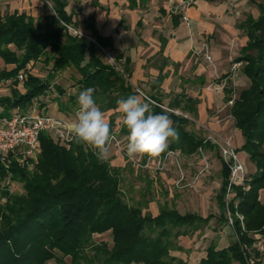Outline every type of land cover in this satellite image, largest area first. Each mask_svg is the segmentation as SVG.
<instances>
[{"label":"trees","instance_id":"16d2710c","mask_svg":"<svg viewBox=\"0 0 264 264\" xmlns=\"http://www.w3.org/2000/svg\"><path fill=\"white\" fill-rule=\"evenodd\" d=\"M63 3L56 0L55 14L46 18L44 26L35 24L33 18L23 13H0V57L5 64H13L10 69L0 70V80H11L9 94L0 97V115H8L14 108L26 109L35 98H41L42 106L45 101L42 96L52 85L49 76L68 67H74L80 74L77 83L82 89L94 88V99L102 111L116 109L118 100L138 93L127 81L126 62L124 76L103 60L95 42L74 34L63 24L71 25ZM257 4L258 16L247 15L239 23L247 41L240 55L234 58L242 61V72L250 83L240 90L230 106L234 125L243 136L241 150L249 154L257 169L245 179L247 185L233 184L231 189L235 194L226 200L230 168L223 163V179L217 194L221 210L218 220L229 222L228 209L238 240L220 249L211 242L206 256L195 264H229L233 260L247 264L241 245L251 246L253 231L264 235V203L258 195L264 188V150L260 148L264 142V0ZM94 39L102 46L110 44L109 39L97 34ZM41 57L46 64L51 62L45 78L31 73L28 68L29 63ZM20 71L24 75L21 80L18 79ZM160 81L159 78L158 83ZM230 83L226 81L223 89L226 101L232 98ZM55 88L63 92L58 85ZM148 96L155 101L151 105L153 113L168 114L180 134L179 141L170 142L166 151L179 150L190 155L211 145L210 141L186 129L190 121L187 117L164 110L157 95ZM196 102L190 97L185 101L175 97L169 106L195 113ZM108 121L112 130L115 118L110 116ZM119 131L128 135L122 123ZM69 144L67 148L42 132L39 160L31 173L11 159L9 172L24 180L25 193L8 196L4 206H0V264H45L50 259L63 262L67 256L69 264H185L170 255L171 238L197 229L214 215L180 213L167 207L160 208L154 215L143 213L141 207L122 200L118 167L112 166L109 159L99 162L93 150L74 139ZM253 144L257 149H252ZM5 174L7 171L0 162V175ZM236 213L243 215L244 227ZM108 230L111 245L103 240L93 241L94 233ZM261 254L256 249L247 252L255 258L253 264H263Z\"/></svg>","mask_w":264,"mask_h":264},{"label":"crops","instance_id":"0c3cea01","mask_svg":"<svg viewBox=\"0 0 264 264\" xmlns=\"http://www.w3.org/2000/svg\"><path fill=\"white\" fill-rule=\"evenodd\" d=\"M63 2V10L70 17L71 26L84 33L85 38L90 40L91 37L94 39V35L97 34L100 37L109 39V45H98L113 51L118 58L123 60V65L126 62L129 68L127 81L136 91H141H138L137 94L143 93L148 98V95H157L161 102L162 97L165 96L164 93L170 94L171 92L172 101L175 97H181L182 101H185L187 97L196 99V112L192 113L194 115L193 120L197 124H205L212 130L220 131L222 137L230 140L235 145L239 160L244 166L246 165L248 158L244 150H241L243 144L242 133L234 125L231 113L229 114L230 119H226L224 122L216 120L217 113L214 112V107L220 105L222 94L221 91L209 90L206 85L213 79L215 72H218V70L219 75L216 82L232 81V73L229 70V65L227 66L226 60L228 57L226 58V55L232 51L235 53V57L240 55L241 48L247 41V35L239 27V23L247 15L258 16L257 1L193 0L189 10L190 30L180 13L170 11L171 4L176 3L177 0H63ZM55 4L56 0H0V13H23L33 18L35 24L44 26L46 18L50 14H55ZM241 12L245 17L237 23L236 16ZM240 31L244 35L236 41L237 46L230 49V39ZM204 40L209 42L211 54L216 64V71L205 63L204 58L190 53L191 42L199 44ZM98 45L96 44L98 51H100ZM39 60L45 63L44 58L41 57L37 61L29 63L28 68L31 73L45 78L48 76L49 71L46 76L34 72V68H36L34 64L41 62ZM49 64L51 69V62ZM6 66H9L7 69H10L13 64H6ZM187 68L191 70V74L185 76L182 71ZM239 72L241 76H244L242 66ZM77 74L80 78L78 71ZM49 78L52 85L48 91L55 90L56 88L53 86L55 82L51 80V76ZM159 78L161 81L158 83ZM175 78L178 82L175 89H173L171 85L175 84ZM18 87L21 90L23 89L21 85ZM144 89H147V91ZM1 90L3 88H0V97L9 94V92L2 93ZM83 90L81 88L80 92ZM47 93L42 96L45 97V101L40 107L47 112L48 103L52 102L54 109L60 111L62 115H51L73 120L76 109L73 112L66 107L64 109L63 106L67 105L56 91L52 93L54 94L52 99H47ZM65 93L67 96L72 94L70 91ZM223 98L225 100V92ZM150 100L155 103L154 100ZM160 105L162 107V104ZM107 111L115 114L118 112V107L103 112ZM120 124L121 121H115L111 131L115 130L120 135ZM121 135H123L122 139L126 141L127 135ZM204 139L210 141L207 138ZM111 152L112 155L109 157L111 164L115 167L124 166L126 159L122 153L114 149ZM171 156L168 155L165 159ZM220 158L222 170L225 162L222 157ZM259 199L264 202V188L259 191ZM211 214L214 215L211 219L215 218L219 221V216L216 217L215 213ZM200 215L207 216L208 214ZM178 238L179 245L182 244L181 240L186 239V249H172L169 253L182 259L185 264H195L205 257L206 248L212 242L210 240L206 246L199 244L194 235L192 237L180 235ZM222 239L214 243L217 249L226 247L235 240L227 241L224 237ZM182 246L184 247V244ZM263 260L264 255H262V263ZM229 264H240V262L233 260Z\"/></svg>","mask_w":264,"mask_h":264},{"label":"rangeland","instance_id":"374dc122","mask_svg":"<svg viewBox=\"0 0 264 264\" xmlns=\"http://www.w3.org/2000/svg\"><path fill=\"white\" fill-rule=\"evenodd\" d=\"M261 1V0H255ZM191 8V7H190ZM187 10L188 17L190 19L189 10ZM244 14L239 13L236 16V21L242 20L244 18ZM190 30V26L188 28ZM244 35L243 32H237L235 36L230 39V49L235 48L237 46L236 41H238ZM203 42L208 44L209 50L211 51L209 42L207 40L201 41L199 44H195L193 42L190 43V53H193L192 47H198ZM106 49V48H105ZM109 50V49H107ZM101 51V50H100ZM98 51L99 55L104 59L102 51ZM111 51V50H110ZM112 53L116 56V54L112 51ZM197 56H202V54H194ZM228 57V58H227ZM235 57V53L229 52L226 55V63L229 65V70L232 73V81L230 83L233 92L232 97L236 98L241 89L249 86L250 80L244 74L241 76L239 72L240 67L236 69L231 68V59ZM41 62L35 63L34 72L40 73L42 76H46L48 71H50V64ZM123 60L121 59V64L123 66ZM207 65H210L214 71H216V64L213 60V64L205 62ZM6 66L2 58L0 57V70L2 68H8ZM191 70L189 68L182 71L185 76L191 74ZM22 72V71H20ZM19 72V73H20ZM213 79L209 81L206 87L211 91H221L222 101H220L219 106H215L214 112L216 114V120L218 122L225 121L226 119H230V104L224 100L223 98V88H219V83L216 82V79L219 75L218 72H215ZM77 71L73 67L66 68L64 70L56 71L52 75V81H54V87L58 85L63 92L60 93L57 89L48 91L47 99H52L54 91H56L63 102L66 103L69 111L73 112L76 108H78L77 97L80 93V86L77 83L78 77ZM24 77V75H23ZM19 79V78H18ZM128 79V77H127ZM20 80V79H19ZM224 81V80H223ZM178 80L174 81V85H171V88L175 89L176 83ZM11 80H0V88H3L2 93L9 92ZM174 86V87H173ZM188 86V85H187ZM227 86V85H226ZM147 91V89H144ZM72 92L70 96H67L65 92ZM51 93V94H50ZM164 93L165 96L162 97V108L168 112H173L175 114L182 115L187 117L190 121L186 124V129L192 132L196 136L204 137L209 139L211 145L209 147L200 148L196 153L186 155L180 153L179 150L173 151L171 157L167 159H161L158 162L157 158H150L149 162L146 163V158H136L129 159L128 156L124 153L122 155L126 159L124 166H118L119 169V185L121 189V198L124 202L129 205L139 206L143 213H157L158 210L162 207L167 208H175L180 213L193 212L196 214L207 215L209 213H215V216L218 217L220 215V207H218L216 194L219 192V186L222 181V173L221 170V149L226 144L232 145L235 149V145L228 139L222 137V134L218 130H212L205 124H197L193 120V114L188 111H181L180 109H174L170 105L172 103V92L170 94ZM70 99H69V98ZM53 103H48L47 113L62 115L60 111H57L53 107ZM213 111V110H212ZM105 117L108 118L113 116L116 122H120L122 117L119 112L115 114H111L110 111L104 112ZM196 117V116H195ZM197 120V119H196ZM49 134V133H48ZM51 138L55 141L57 139L49 134ZM121 137L123 135L120 134ZM65 147L69 148L70 144H65L60 142ZM123 144L126 146L125 139L123 140ZM89 148L88 146H86ZM261 149L264 150V142L260 146ZM90 149V148H89ZM252 149H257L256 144L252 145ZM92 150V149H91ZM110 149V156L112 155ZM41 152V149H40ZM36 158L30 160L28 163L19 164L18 165L23 168L28 173L34 171L36 164L39 160V155ZM247 155V162L244 166L245 179L248 178L249 175L255 172L257 169L255 162L250 160L249 154L244 150ZM109 156V157H110ZM12 160L16 161L14 156L11 157ZM109 159V158H108ZM110 162V161H109ZM111 164V162H110ZM148 164V165H147ZM112 165V164H111ZM113 166V165H112ZM222 171V170H221ZM245 181V180H244ZM244 185H247L244 183ZM246 187V186H245ZM262 189V188H261ZM260 191V190H259ZM228 190L226 189L225 199L229 200L233 196H227ZM234 192V191H233ZM25 193L24 180L20 178V176L12 175L11 173L5 174L3 177L0 175V206H4L7 201L8 196L10 195H19ZM235 194V192H234ZM259 195V193H258ZM262 199V198H261ZM261 199H259L262 203H264ZM227 216L231 217L230 211L226 210ZM236 216L240 220V224L244 227L243 224V215L241 213H236ZM242 216V219L240 217ZM1 219V217H0ZM232 219V218H231ZM185 228V227H184ZM181 228V229H184ZM187 237L194 235L196 241L199 244L207 245L211 240L213 243H217L220 239L224 237L227 241H232L234 239L238 240L237 235L233 229L232 223L230 222H219L215 218L208 221L206 224H200L197 229H189L188 233L185 234ZM253 238V245L255 241V236H260L264 240V235L260 231H253L250 233ZM93 241H105L108 245L112 244V237L110 231H106L101 234L94 233L92 235ZM173 243L172 249H186V239L184 241H180L184 244V247L179 245V238H171ZM189 241V240H188ZM195 241V243H196ZM201 242V243H200ZM194 243V242H193ZM190 245V243H189ZM241 246H244L242 244ZM171 249V250H172ZM91 253V252H90ZM264 255V251L261 252ZM70 261V257H65L63 262H58L55 259L48 260L45 264H68ZM135 264V263H133ZM264 264V260H263Z\"/></svg>","mask_w":264,"mask_h":264},{"label":"built area","instance_id":"2783aa9c","mask_svg":"<svg viewBox=\"0 0 264 264\" xmlns=\"http://www.w3.org/2000/svg\"><path fill=\"white\" fill-rule=\"evenodd\" d=\"M193 0H177L176 3H172L170 11L173 13H180L184 22L189 26V17L187 14L188 8L191 7ZM63 23V22H62ZM71 32L74 34H79L85 36L84 33L77 30L76 28L63 23ZM90 40L98 43L95 39L90 37ZM103 53L104 59L107 63L113 65L118 71H120L124 76H126L123 66L121 64V59L115 56L112 51L105 49L104 47L98 45ZM194 54H202L204 60L208 63L213 64V56L209 50L208 44L203 42L198 47H192ZM242 66L241 61H236L234 58L231 59V68L234 70ZM18 78L23 79V72L18 74ZM219 88H224L226 86V81L218 82ZM141 92L140 90H138ZM233 97L227 102L232 105ZM41 98L33 99L32 103L26 109L15 108L8 115H0V162L9 172V166L11 157L14 156L19 164L28 163L30 160L36 158L40 152V134L42 132H47L55 137L58 141L65 144H69L73 141V137L68 131L70 123L74 120H67L62 117L54 116L48 114L40 107ZM78 108L74 111V116ZM2 111V106L0 105V113ZM75 118V117H74ZM112 142L110 149H114L120 153H126V146L123 144L122 137L117 131H111ZM173 153V150H168L164 155L157 157L158 162L161 159H165L166 156ZM221 156L225 163L229 165L230 175L229 183L227 187V196H233L234 192L231 189L233 184H244L245 172L244 165L239 160L236 149L229 143L223 146L221 149ZM150 158H147L146 163H148ZM133 160V159H132ZM148 165V164H147ZM242 219V216L240 217ZM229 222L232 223V219L229 216ZM252 249H256L259 252L264 251V240L258 235L255 236V241L250 247L244 245L242 246L243 254L247 264H253L255 258L253 256H248L247 252Z\"/></svg>","mask_w":264,"mask_h":264},{"label":"clouds","instance_id":"9594fccd","mask_svg":"<svg viewBox=\"0 0 264 264\" xmlns=\"http://www.w3.org/2000/svg\"><path fill=\"white\" fill-rule=\"evenodd\" d=\"M94 91L89 87L79 93L78 109L68 131L77 143L92 149L99 162H104L110 156L113 137L109 121L94 99ZM152 103L143 93L117 101L121 123L128 132L126 153L129 159L157 158L167 150L170 142L180 139L169 115L153 113Z\"/></svg>","mask_w":264,"mask_h":264}]
</instances>
